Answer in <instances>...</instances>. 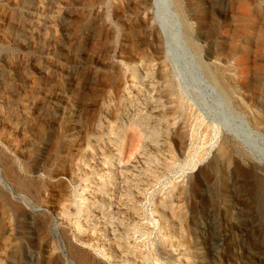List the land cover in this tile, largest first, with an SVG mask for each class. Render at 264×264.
I'll list each match as a JSON object with an SVG mask.
<instances>
[{
  "label": "rangeland",
  "instance_id": "obj_1",
  "mask_svg": "<svg viewBox=\"0 0 264 264\" xmlns=\"http://www.w3.org/2000/svg\"><path fill=\"white\" fill-rule=\"evenodd\" d=\"M0 264H264V0H0Z\"/></svg>",
  "mask_w": 264,
  "mask_h": 264
},
{
  "label": "bare ground",
  "instance_id": "obj_2",
  "mask_svg": "<svg viewBox=\"0 0 264 264\" xmlns=\"http://www.w3.org/2000/svg\"><path fill=\"white\" fill-rule=\"evenodd\" d=\"M52 22V21H51ZM11 140H13V139H11Z\"/></svg>",
  "mask_w": 264,
  "mask_h": 264
}]
</instances>
